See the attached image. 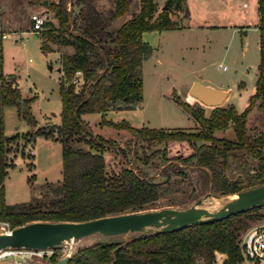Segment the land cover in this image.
<instances>
[{
	"label": "trees",
	"instance_id": "16d2710c",
	"mask_svg": "<svg viewBox=\"0 0 264 264\" xmlns=\"http://www.w3.org/2000/svg\"><path fill=\"white\" fill-rule=\"evenodd\" d=\"M168 7L153 16L157 2L142 0L135 15L114 27L113 21L129 8V0H117L111 15L97 5L96 0H52L50 8L57 22L45 20L39 33L41 47L60 51L63 71L60 82L61 121L40 125L32 111L33 97L23 96L16 76L4 71V45L0 19V220L12 228L33 221H86L99 217L150 210L162 206L186 205L198 194L195 187L180 188L178 180H187L186 166L201 170L205 187L219 194H233L264 183V130L250 132L247 119L258 102L264 78V0H259L260 62L257 87L250 102L239 110L232 102L206 106L191 102L176 90L173 98L195 120L189 128H167L133 125L128 120L114 121L103 116L101 123L126 129L129 149L115 138L94 133L85 113L105 112L114 107H132L143 98V62L152 46L144 40L145 30L180 27L171 16V9H180L184 0H167ZM71 4L77 5L74 12ZM73 50H62L63 46ZM83 71L81 82H74L76 71ZM17 105L20 116L33 130L7 134L3 108ZM232 126L235 137L217 135L216 130ZM36 135L57 138L62 143L63 178L49 182L42 197L9 203L5 197V178L14 164L11 156L19 146L34 140ZM23 137L24 144L20 142ZM187 141L193 151L177 156L171 163L181 175L175 183L171 174L156 180L141 165L162 152L168 160V148L161 144ZM120 150L130 164L119 170H109L104 151ZM151 150V151H150ZM22 153L26 155L24 150ZM234 158H238L234 166ZM235 169V172L233 171ZM31 178H34L32 175ZM264 205L228 218L190 225L175 231L137 233L128 239H100L75 250L65 264H218V253L224 255L221 264H241L242 237L254 222L264 220ZM61 248L46 257L41 264H57Z\"/></svg>",
	"mask_w": 264,
	"mask_h": 264
},
{
	"label": "rangeland",
	"instance_id": "374dc122",
	"mask_svg": "<svg viewBox=\"0 0 264 264\" xmlns=\"http://www.w3.org/2000/svg\"><path fill=\"white\" fill-rule=\"evenodd\" d=\"M51 1L0 0V19L7 32V36L3 38L4 71L16 76L23 96L33 97L32 111L40 125L61 121L60 82L63 71L59 69L61 61L60 51L56 49L58 44L53 39H49L48 42L55 49L44 50L39 35L41 31L38 33L31 28L33 11L42 14L45 20L57 22L55 13L50 8ZM116 1L96 0L98 7L108 15L113 13ZM155 1L157 6L153 13L154 17L164 9L165 4L168 7L167 0ZM245 1L247 5L244 4ZM141 5L142 0H129L128 10L113 21V26L116 27L135 15ZM70 7L74 12L78 10L77 5L71 4ZM170 13L172 18L185 25L143 32V38L152 46V50L142 66V100L134 102L132 107H114L105 112H90L83 115L94 133L115 138L126 150L130 146L131 134L126 129L101 123L103 116L114 121L125 119L137 126L145 124L171 129L192 127L195 125L194 118L173 98L175 90L184 96L186 93L184 84L187 83L192 72L223 81L231 86L227 101L234 103L240 111L248 105L250 96L257 87L261 58L260 31L256 26L259 21V0H184V5L180 9L172 8ZM63 48L62 50H73L72 46L64 45ZM220 63L225 64L227 68L220 67ZM242 81L245 82L244 85H240ZM191 100L195 102L198 99L191 98ZM3 113L7 134H23L35 129L20 116L17 105L5 104ZM247 125L250 132L264 129L258 102L248 115ZM216 134L235 137L232 126L225 130H216ZM24 140L21 137L22 145ZM161 147L168 148L170 157L168 160H165L162 152H158L151 161H141L139 164L156 180H164L167 175L162 171L168 170L171 174L170 181L175 183L181 175L175 173L171 163L177 159V156H185L192 152L193 147L187 141H170L161 144ZM104 153L109 170H119L122 165L131 163L130 151L128 157L115 149H106ZM11 156L14 158V164L9 168L4 181L5 197L9 203L42 197L49 182H58L63 178L62 143L57 138L36 135L34 140L23 146L20 145ZM238 161V158H234V166ZM178 164L188 172V179L178 180V186L189 189L194 186L198 194L188 203L190 204L210 189L205 187V177L201 170L192 165L186 166L184 162ZM233 171L235 172V169ZM32 175L34 178H31ZM223 203V197L214 196H209L204 201V205L210 210H216ZM263 221L254 222L250 228ZM249 229L242 237V254L243 241ZM136 234L112 237L94 234L70 241L61 248V258L66 255L65 249L74 252L96 240L128 239ZM47 258L32 257L28 259V264H41L46 262ZM223 259L224 255L218 253V264H221ZM241 264L260 263L244 257Z\"/></svg>",
	"mask_w": 264,
	"mask_h": 264
},
{
	"label": "water",
	"instance_id": "95a60500",
	"mask_svg": "<svg viewBox=\"0 0 264 264\" xmlns=\"http://www.w3.org/2000/svg\"><path fill=\"white\" fill-rule=\"evenodd\" d=\"M47 1V0H45ZM167 8L165 4L164 9ZM61 69V67L59 68ZM227 90L201 81H194L189 94L207 106L222 104ZM224 199L216 210L204 205L207 197ZM264 205V183L242 189L233 194L215 193L211 188L194 202L181 206H162L150 210L99 217L86 221H33L0 232V250L5 248L47 249L64 247L68 242L99 234L112 237L130 233H160L182 229L199 223H208ZM71 255H65L57 264H65Z\"/></svg>",
	"mask_w": 264,
	"mask_h": 264
},
{
	"label": "built area",
	"instance_id": "2783aa9c",
	"mask_svg": "<svg viewBox=\"0 0 264 264\" xmlns=\"http://www.w3.org/2000/svg\"><path fill=\"white\" fill-rule=\"evenodd\" d=\"M247 5V2H244ZM33 29L40 32L44 27L45 18L38 12L31 14ZM6 36V33H3ZM226 68L225 64H221ZM83 71L78 69L73 79L74 82H81ZM261 105V115L264 124V78L261 84V92L259 96ZM264 130V129H263ZM13 228L7 221L0 220V232H10ZM55 253L53 248L47 249H27V248H5L0 250V264H28V259L32 257H50ZM72 250L65 249L64 254L71 255ZM243 255L250 261L264 264V221L251 227L246 233L243 241Z\"/></svg>",
	"mask_w": 264,
	"mask_h": 264
},
{
	"label": "crops",
	"instance_id": "0c3cea01",
	"mask_svg": "<svg viewBox=\"0 0 264 264\" xmlns=\"http://www.w3.org/2000/svg\"><path fill=\"white\" fill-rule=\"evenodd\" d=\"M246 2V1H245ZM189 10V9H188ZM33 12H36V11H33ZM259 22V21H258ZM180 24H182L180 27H182V26H184L185 24L184 23H180ZM258 24V23H257ZM214 25H217V24H214ZM257 27H258V25H256ZM1 27H2V29L4 30V32L6 33V36H7V32L5 31V29L3 28V26H2V23H1ZM31 28H32V30H34L33 29V23H32V20H31ZM176 28V27H175ZM259 28V27H258ZM144 32V31H143ZM245 32H247V31H245ZM6 36H4V37H6ZM142 36H143V33H142ZM145 40V39H144ZM147 41V40H146ZM259 48H260V44H259ZM221 67V66H220ZM222 68L223 69H226V68H224L223 66H222ZM60 70H62V68L60 69ZM191 75H190V78L186 81L187 83H185L184 84V88L186 89V93L184 94V97H186V99H188L189 101H192L191 100V98H194V97H192L190 94H189V88H190V86H191V84L194 82V81H201V82H203V83H205V84H208V85H212V86H215V87H218V88H222V89H225V90H227V97H226V99H225V101L223 102V103H228V97H229V94H230V90H231V86H228L225 82H223V81H219V80H213V79H211V78H209V77H206V76H202L200 73H196V72H192V73H190ZM245 84V82L244 81H242L241 83H240V85H244ZM178 92V91H177ZM179 93V92H178Z\"/></svg>",
	"mask_w": 264,
	"mask_h": 264
},
{
	"label": "bare ground",
	"instance_id": "6f19581e",
	"mask_svg": "<svg viewBox=\"0 0 264 264\" xmlns=\"http://www.w3.org/2000/svg\"><path fill=\"white\" fill-rule=\"evenodd\" d=\"M191 96H192V95H191ZM192 97H194V96H192ZM194 98H195V97H194ZM212 207H213V205H212ZM212 207H211V208H212Z\"/></svg>",
	"mask_w": 264,
	"mask_h": 264
}]
</instances>
